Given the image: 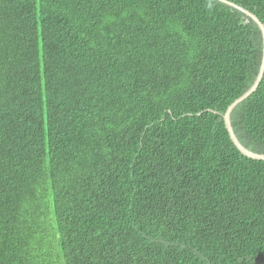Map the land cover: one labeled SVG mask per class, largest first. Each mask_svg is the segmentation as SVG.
<instances>
[{
  "label": "trees",
  "instance_id": "16d2710c",
  "mask_svg": "<svg viewBox=\"0 0 264 264\" xmlns=\"http://www.w3.org/2000/svg\"><path fill=\"white\" fill-rule=\"evenodd\" d=\"M262 48L221 0H0V264H264ZM230 121L264 154V72Z\"/></svg>",
  "mask_w": 264,
  "mask_h": 264
},
{
  "label": "water",
  "instance_id": "95a60500",
  "mask_svg": "<svg viewBox=\"0 0 264 264\" xmlns=\"http://www.w3.org/2000/svg\"><path fill=\"white\" fill-rule=\"evenodd\" d=\"M235 8H238L239 10H241L242 12H244L245 14H247L248 16H250L251 18H253L261 32H262V41H263V48H262V59H261V65H260V68H259V73H258V76L254 82V84L251 86V88L246 91L244 94H242L240 97L236 98L227 108L225 114H224V122H225V126L227 128V131H228V136L230 137V139L232 140V142L234 143V145L238 148V150L241 151L242 154H244L245 156H248L250 158H254V159H260V160H264V154H259V153H256V152H253L249 149H247L244 145L241 144V142L239 141V139L237 138V136H235V132L233 131V127L231 125V121H230V114H231V111L236 107V105L238 103H240L248 94H250L252 91H254L256 89V87L258 86L261 78H262V75H263V72H264V25L263 23L258 19V17L251 13L250 11H248L247 9L235 4L234 2H231L229 0H221Z\"/></svg>",
  "mask_w": 264,
  "mask_h": 264
}]
</instances>
